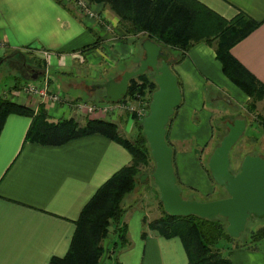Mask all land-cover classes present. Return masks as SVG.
Instances as JSON below:
<instances>
[{
    "label": "crops",
    "instance_id": "obj_1",
    "mask_svg": "<svg viewBox=\"0 0 264 264\" xmlns=\"http://www.w3.org/2000/svg\"><path fill=\"white\" fill-rule=\"evenodd\" d=\"M198 1L228 20L243 12L260 23L232 53L264 83V0ZM94 8L104 23L83 16L73 0H0V95L35 110L43 107L53 121L72 117L84 124L89 119H108L128 134L129 122L86 116L73 106L101 90L93 89L95 84L119 79L145 57V35L126 32L109 7L94 4ZM170 64L182 94L167 126L178 183L180 188L210 194L215 182L204 167V157L215 149L214 104L218 111L220 101L247 110L249 97L223 72L215 45L197 43L181 62ZM45 74L51 90L60 92L64 102L43 103L23 91L24 85ZM208 93L213 95L211 104ZM31 121L10 114L0 134V264H50L52 257L64 256L85 205L132 162L124 146L102 134L55 146L26 141ZM260 128L255 155L264 157V128ZM146 217L143 207L129 205L122 222L130 244L110 256L112 239L107 238L99 264H188L182 240L149 230ZM231 259L234 264H264V249L238 247Z\"/></svg>",
    "mask_w": 264,
    "mask_h": 264
},
{
    "label": "trees",
    "instance_id": "obj_2",
    "mask_svg": "<svg viewBox=\"0 0 264 264\" xmlns=\"http://www.w3.org/2000/svg\"><path fill=\"white\" fill-rule=\"evenodd\" d=\"M90 1L109 7L117 15L126 32L143 34V38H150L161 45L164 49L161 59L169 63L181 62L197 43L215 45L216 57L222 64L223 72L249 97L247 110L255 112L258 102L264 99V83L232 53V48L260 25L243 12L228 20L198 0ZM152 73L153 77L145 72L132 78L126 97L143 98L144 102L149 104L152 93L157 89L156 74L154 71ZM10 114L24 115L32 119L26 133V141L55 146L78 137L102 134L120 143L132 155V162L109 178L85 205L76 221V230L68 252L64 256L52 257L50 264H99L105 253L103 241L109 236L112 226L115 227L119 241L108 250V254L112 256L117 248L128 246L130 239L128 228L122 222L125 212L122 201L135 189L138 176L142 172H153L155 168L141 120L133 115L139 132L132 140L123 135L118 124L111 120L95 118L87 120L84 124L74 118L53 121L43 107L35 110L0 95V134ZM260 117L264 124V114ZM167 141L170 143L169 132ZM204 167L213 180L208 165L204 164ZM160 205L161 216L153 220L145 218L144 221L149 230L161 236L179 237L185 247L188 264H234L232 259L217 247L224 239L232 242L234 248L261 249L258 244L264 241V226L252 230L249 241L239 244L236 242L237 238L228 233L227 220L221 216H172L165 211L162 201ZM142 237H147L146 231L142 233Z\"/></svg>",
    "mask_w": 264,
    "mask_h": 264
},
{
    "label": "water",
    "instance_id": "obj_3",
    "mask_svg": "<svg viewBox=\"0 0 264 264\" xmlns=\"http://www.w3.org/2000/svg\"><path fill=\"white\" fill-rule=\"evenodd\" d=\"M142 46L145 57L135 70L124 72L120 79L111 78L95 84L93 89L105 90L102 102L117 103L127 96L132 78L150 69L155 72L157 89L152 93L149 114L141 122L155 161L151 177L159 188L165 211L179 217L221 216L227 220L230 236L240 237L251 217L264 216V157L247 154L240 170L236 173L231 170L230 152L246 130V119L238 118L227 123L228 133L208 162L213 180L225 188L227 196L206 202L184 199L175 172L174 149L167 141V126L182 101L178 77L170 63L161 59L164 55L161 45L147 38ZM146 177L142 175L141 181Z\"/></svg>",
    "mask_w": 264,
    "mask_h": 264
},
{
    "label": "rangeland",
    "instance_id": "obj_4",
    "mask_svg": "<svg viewBox=\"0 0 264 264\" xmlns=\"http://www.w3.org/2000/svg\"><path fill=\"white\" fill-rule=\"evenodd\" d=\"M152 72L153 71L151 69L149 71H147V73L149 74L150 77H153ZM240 92L243 95L241 90H240ZM212 97H213V95L211 93L210 94L208 93L207 103H209V104L212 103ZM33 98H35L36 100H40L38 97H33ZM100 98H101V91L97 90L94 92L93 95H91V96H89V98H87V100H89V101L86 100L85 102H91L93 104H97V103H99L98 101ZM146 98H148V97H146ZM129 100L132 101V103L135 107L138 106L139 103L137 102V99H132L131 97H129ZM142 100L144 101L143 98H142ZM61 102H64V100ZM61 102H59V103H61ZM220 104L222 106L221 111L216 110L217 106H216V104H214V109L216 112L215 116H214V125L216 127V131H215V137H214L215 139L213 140V148H216L220 144L223 137L228 133V130H229V128L227 126L228 122L232 123L235 119H238V118H242V119L247 118L246 119L247 120L246 130H245L244 134L242 135V137L240 138V140L235 144V146L232 148V150L230 152L231 170L236 173L241 168V163H242V160L244 159V158L241 159L242 156H244V155L246 156L247 154L255 155L258 153L259 148L256 149V145H255L256 138L255 137H257L258 132H261L260 127L262 126L264 128V126L262 125V122L260 121V118H261L260 116H262L264 114V100H263V102H260L258 104L256 111L252 112V113L247 112V110H243L240 108L235 110V108H233V107L230 108L227 104L223 103L222 101H220ZM74 108L77 111L82 112L86 116H91V117L92 116L93 117L94 116H104V117H111L114 120H116L117 122H123V121L129 122L130 123L129 129H127V130L125 129L126 131H129L128 134H126V133H122V134L125 136L128 135L129 138L132 140H134L138 135L139 129L137 127V124L135 123V120H134L135 118H133V114H131V112L129 110H125V111L114 110V111L97 112L95 114H89L86 111L78 110L75 106H74ZM229 109H232V111H230ZM70 118H72V117H70ZM124 118L126 120H124ZM250 118H252L253 120H251ZM77 121H79V120H77ZM258 123L261 126H259ZM123 127H125V124H123ZM251 135L253 137H250ZM209 158H210V156L207 158L204 157V164L208 165ZM151 173L152 172H150V171L142 172L138 176V180H137V184H136L135 189L132 192L128 193L122 201V206L125 210L128 208L129 205H132V203L138 204L140 207H143L145 212L147 213L146 218L148 220H153L155 218H158L162 214V207L160 205V201H161L160 191H159L158 186L155 184L153 178L151 177ZM142 175H146V176H148V178L146 177L143 181H141ZM214 186H215V191L213 193H210V194H206L203 191H196V190L193 191V190L181 187L182 196L186 200H196V201H200V202H206V201L214 200L216 198H223V197L227 196V192H226L224 187H222L221 185H218L216 183H214ZM262 226H264V216H260V217L253 216V217H251L247 222V226H246L245 231L240 235V237L237 238L236 242H238L239 244H244V243L248 242L250 232L252 230L258 229ZM114 229H115L114 226H112L110 228V234L107 237L108 239L106 238L107 241L112 239V242H110V246H109L108 250L114 246V243L116 241H119L118 235L115 234L116 231ZM106 239L103 241V245H104V242L106 241ZM258 245L260 246L261 249H264V241H262ZM217 247L221 248L223 254L225 256L230 257V258L232 257L234 250L236 249V248H234L232 242H229L228 240H225V239L221 240L217 244Z\"/></svg>",
    "mask_w": 264,
    "mask_h": 264
},
{
    "label": "built area",
    "instance_id": "obj_5",
    "mask_svg": "<svg viewBox=\"0 0 264 264\" xmlns=\"http://www.w3.org/2000/svg\"><path fill=\"white\" fill-rule=\"evenodd\" d=\"M78 11L86 17L92 19H98L101 23H104V20L99 12L94 8V3L90 0H73ZM23 91L32 97H38L43 103H59L64 100L62 94L58 91L51 90L50 88V78L48 74H45L44 77L36 82L28 83L22 87ZM6 98H9L7 94L2 95ZM133 99V98H132ZM139 103L135 107L132 101L129 100V97L123 98L117 103L111 102H99L93 104L91 102H85L78 100L73 102V105L80 111H86L89 114H95L97 112H107V111H125L129 110L131 114L135 115L136 118L142 120L149 114V104L142 100V98L137 99ZM264 126V124H262Z\"/></svg>",
    "mask_w": 264,
    "mask_h": 264
},
{
    "label": "flooded vegetation",
    "instance_id": "obj_6",
    "mask_svg": "<svg viewBox=\"0 0 264 264\" xmlns=\"http://www.w3.org/2000/svg\"><path fill=\"white\" fill-rule=\"evenodd\" d=\"M100 91H101V96L103 97V95L105 94V90L101 89Z\"/></svg>",
    "mask_w": 264,
    "mask_h": 264
}]
</instances>
